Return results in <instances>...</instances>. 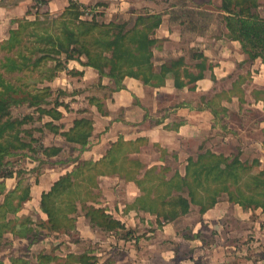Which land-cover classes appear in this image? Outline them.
I'll return each mask as SVG.
<instances>
[{
	"label": "trees",
	"instance_id": "16d2710c",
	"mask_svg": "<svg viewBox=\"0 0 264 264\" xmlns=\"http://www.w3.org/2000/svg\"><path fill=\"white\" fill-rule=\"evenodd\" d=\"M47 2L37 0L40 4ZM99 4L69 0L59 14L44 11L37 13L34 19L19 18L17 27L0 41V253L13 246L10 235L27 238L30 243L48 234L40 228L71 235L77 231L80 205L92 227L118 235L121 232L120 236L125 239L133 237L134 229H128L108 212L106 206L98 205L100 176L106 174L119 173L129 179L144 169L143 177L137 181L142 194L136 204L156 214L160 223L189 213L192 205L199 206V213L203 215L223 193L233 203L243 207H261L264 212V163L260 158L243 160L238 155L207 149L196 157L188 158L184 174L177 171L167 179L168 165L137 167L135 162L138 161L130 157V153L139 146L125 142L122 137L113 142L106 155L98 160L75 157L66 161L74 164L72 170L61 175L41 195L40 208L47 214V220L40 215L34 218L19 214L31 198V183L23 184L24 178L19 177L17 171L7 169L10 164L8 158L17 155L31 157L33 153L39 156L43 153L50 158L63 151L62 147L45 145L35 137L32 128L25 125L50 116L52 120L44 122L43 126L54 133H61L73 147L84 150L91 143L94 120L76 118L69 129L62 130L64 126L53 120H61L64 113L60 107L69 108V105L53 97L51 86H41L45 81H53L62 71L81 75L83 71L68 67L70 60L75 59L97 69L100 79L109 77L112 91L125 88L127 76L156 87L165 84L172 76L178 88L194 84L204 76L207 58L197 50L192 53V57L199 59L197 73L185 65L184 56L170 57L156 64L155 49L161 50L166 40L156 36V30L163 21L162 14L146 10L128 19L105 21L99 18L102 13L94 12ZM261 4V0H221L220 9L225 12L227 37L238 40L250 58L260 57L264 63V17L256 10ZM260 92L264 94V90ZM217 97L216 94L212 97L202 95L200 100L218 117L227 109L219 107ZM100 100L97 97L90 99L103 112ZM25 104L33 108L32 112L15 115L13 109ZM34 159L39 163L44 160ZM14 176L18 177L17 184L8 188L6 179ZM59 248L57 245L49 252H40L35 262L19 255H10V260L12 264L99 262V255L93 254L90 248L81 253L66 252L65 255L56 253ZM114 262V258H108L103 264ZM0 264H6L4 255H0Z\"/></svg>",
	"mask_w": 264,
	"mask_h": 264
},
{
	"label": "crops",
	"instance_id": "0c3cea01",
	"mask_svg": "<svg viewBox=\"0 0 264 264\" xmlns=\"http://www.w3.org/2000/svg\"><path fill=\"white\" fill-rule=\"evenodd\" d=\"M79 1L86 4L93 2V0ZM68 4L69 0H48L43 6L38 4L37 0H0V41L9 36L11 29L17 27L19 18L34 19L37 13L44 11L59 14ZM168 17L169 14H163V21L156 30L157 37L166 38L163 48L155 49L156 64L159 65L170 57L184 56L185 65L197 73L199 59L192 57V53L197 50L207 58L204 76L194 84H187L183 88L175 86L172 76H169L166 83L159 87L127 76L124 79L125 88L111 90L109 94L94 93L95 97L101 98L99 100L103 103V112L90 101L94 95L83 97L82 93L85 89L80 87L70 96L78 101L86 100L83 108L87 109L84 111L85 113L82 114V111L75 107V103H80L75 99L71 102L65 101L69 108H60L64 113V118L70 113L77 115L71 122L64 125L62 130L69 129L73 125L74 119L86 117L88 114H91V118L94 120L91 143L86 149L79 150L80 158L98 160L106 155L113 142L123 137L125 142H133L139 146V149L130 153V157L138 161L135 162L137 167L148 168L156 164L168 165L170 169L166 172L167 179H170L177 171L184 174L185 165L182 164V167L179 168L181 162L187 161L191 156L195 157L196 151H200L202 146L214 149L213 145L219 141L217 130L220 125L217 122V116L200 100L202 95L212 97L214 94L222 97L220 103L229 112L238 110V113L244 116L251 112L249 108H257L261 111L258 120L254 119L245 123L240 118L242 123H237L238 126L233 127L235 125L230 124L229 134L221 136L222 146L227 144L225 140H228L231 137L229 135H233V133L240 135L248 145L256 144L258 148L264 145V140L255 138L253 134V131L264 129V94L263 92L259 93L264 90L262 59L260 57L251 59L238 40L228 38L225 35L226 32L218 33L216 27L213 28L209 25L204 32H200L196 28L185 27V22L184 24L179 23L177 26ZM189 33L192 36L188 41L186 36ZM68 67L83 71V73L73 75L62 71L66 75L64 80L68 81L67 83L65 81V87L71 85L72 82L74 84L79 82L80 86H87L95 82L103 88L111 85L109 77L105 76L100 79L97 69L83 65L78 60H70ZM59 78L58 75L55 79ZM165 93L174 95L177 100L174 105L162 101L161 96ZM245 117L247 116L245 115ZM247 119L244 118V120ZM47 120L50 121L52 118L49 117ZM62 122L64 123L65 120ZM54 123L58 124L57 120H54ZM43 129L48 128L43 127ZM48 131L56 140L52 144L43 140L45 145L63 147L65 143H69L61 133H54L50 129ZM150 150L155 153L153 157H157L153 162H149L145 158L150 157V152H148ZM60 154L47 158L48 156L42 153L39 157L54 159ZM164 154L166 158L163 156ZM170 157L178 165H171ZM259 158L264 163L263 157ZM34 162L37 160L34 159ZM60 163L55 162L38 172L39 179L36 178L31 183V198L25 202L19 214H29L31 210H35L43 220H47V214L40 208L41 195L44 191H48L61 175L72 170L74 166L69 162ZM143 174L144 169L139 175H133L129 179L119 173L100 176L103 203L100 202L98 205L106 206L108 212L121 220L128 229H134L136 232V235L129 239L122 238L116 233L117 236L110 235L107 238L114 244V251L110 254L113 255L118 251L114 264H170L177 262L180 264L182 262L183 264H198L200 262L202 264H231L229 259L232 256H240L241 263L239 264H264V212L261 207H243L229 201L226 193H223L218 202L202 215L204 223L208 227L218 230V232L214 231V238L211 237L215 244L208 246L204 244L205 236L201 234L204 229H202L203 222L200 219L190 222L191 235H185L182 230L185 223L189 224L186 217L195 208L199 212V206L192 205L189 213L172 221H162V223L158 221L156 214L137 206L136 200L142 194L141 186L137 181L143 177ZM148 187L150 188V186ZM80 209H82L81 205L79 211ZM225 221L230 226H227L225 230L223 228L226 232L222 234L221 228ZM76 225L77 230L81 232V241H67L74 247L77 246L68 252L81 253L89 248V246L85 247L84 241L88 239L96 241L94 229L98 228L91 226L85 211L81 217L77 214ZM146 226L153 227L155 230L146 228L143 231L140 230L141 227ZM10 236L14 248L10 255L31 259L29 256L23 255V249L17 247L16 242H19L20 246L28 242L27 246H31L32 250L34 248L39 250L37 255L42 251L47 252L43 248H47L49 235H43L31 243L27 238ZM80 242L84 245L83 247L78 246ZM29 252L31 251L29 250ZM60 254L65 255L63 252ZM10 255H5L6 264H12ZM37 255L34 256L32 251L31 256H34L35 260ZM98 255V264H103L107 258L101 257L102 255L99 253Z\"/></svg>",
	"mask_w": 264,
	"mask_h": 264
},
{
	"label": "rangeland",
	"instance_id": "374dc122",
	"mask_svg": "<svg viewBox=\"0 0 264 264\" xmlns=\"http://www.w3.org/2000/svg\"><path fill=\"white\" fill-rule=\"evenodd\" d=\"M100 2V4L96 7V9L94 10V12L97 13H102V15H99V18L105 21H109L113 18H119V19H128L129 17H135L136 14L140 13V12H144L146 10H151L153 12H159L160 14H169L170 20H172V23L176 24L178 26L179 23L184 24L185 27H193L198 29L200 32H204V30H206V28H208L209 25H211V27L217 29L218 33L223 32L225 33L226 36H228V28L225 26L226 25V21H225V12H223L220 9V5H221V0H93V2L89 3L90 5L92 4H96ZM262 4L256 8L257 12L262 15L264 17V0H261ZM40 4V3H38ZM88 4V5H89ZM41 6L45 5V3H41ZM93 12V11H92ZM91 12V13H92ZM225 24V25H224ZM226 29H225V27ZM226 30V31H225ZM192 34L189 33L186 37V39H191ZM178 45V44H177ZM252 59V58H251ZM68 73V72H67ZM60 78L58 80H53V81H45L42 85H49L52 87L53 89V97H57L60 101H66L68 100L69 102H71L72 100L74 101L75 98H71L70 94L74 93L75 91H78V89H85V91L82 93L83 97L85 96L86 98L88 97V95H94V97L96 96V94L94 93H104V94H109L111 93V85H107L108 87L103 88L102 86L97 85L95 82L90 83L87 86H80V83L77 82L76 84H74L73 82L71 83V85H67L65 87V77L66 75L62 72L59 73ZM63 77V78H62ZM62 78V79H61ZM68 81H66L67 83ZM85 98V99H86ZM222 97H217L215 98L217 100V103L219 105V107H222L220 101H221ZM80 99V98H79ZM101 99V98H99ZM161 99L164 103H169V105H174V103H176V99L174 97V95H169V94H163L161 96ZM76 102H80V103H75V107H77L78 109H80L82 111V114H84L85 110H87L86 108L83 109L85 107L86 100L85 101H81L78 99L76 100ZM217 105V106H218ZM62 107V106H61ZM60 107V108H61ZM251 112L246 113L245 115L247 117H245V115L243 116V114H239L238 110H231L230 112L228 110L226 111H222L218 114L217 122L219 123L220 127L218 128V143L213 145L214 149L211 148H205V146H202L200 151H196V155L197 156L198 153L204 152L207 149H211L217 153H225V154H233V155H238L240 156L243 160H249L251 161L254 158H259V157H263L264 159V145L262 147H257L256 144H246L242 137L240 135H238L237 133H233V135H229V139L225 140V142H227L226 145L221 144V136H227V134H229L228 132V127L230 124L235 125L233 127L238 126L237 123H242V120L249 122L251 120L260 118L261 116V111L258 110L257 108H249ZM33 108L29 107L27 104L19 106L17 108L13 109V112L15 115L17 116H21L23 114L32 112ZM218 110H220V108H218ZM38 114L35 113V117H37ZM77 115H74L72 113L67 114L65 116V118L63 117L61 120H57L58 124H62L63 126L68 124L69 122L72 121V119L74 117H76ZM50 117V116H49ZM49 117H42V120H35L34 123L32 124H27L25 125V127L27 128H32V132L35 135V137H37L38 139H40L41 141H45L49 144L54 143V141L56 140L55 137L48 131V129L43 130L42 126L43 123L48 121L47 119ZM86 117L91 118V114L86 115ZM242 118V120L240 119ZM244 118H248L247 120H244ZM65 120V122L63 123L62 121ZM54 122V120H53ZM44 127V126H43ZM43 130V131H42ZM53 132V131H52ZM254 137L255 138H261L264 140V129L263 130H256L253 131ZM251 141V140H250ZM70 143V142H69ZM65 143L64 146L62 147L64 150L61 152V154L58 157H55L54 159H44L42 160L40 163L34 162V158L39 157L38 153H33L30 154L31 157L27 156V155H17L14 157H9V161L10 164L7 165V169H11L13 171H17L19 174V177H23L24 181L23 184H27V183H32L35 181V179L37 178V180L39 179L38 177V172H41L43 168L48 167L49 165L58 162L61 163L66 162L72 158L75 157H79L80 156V149H77L75 147L72 146V144L70 143ZM224 149V150H223ZM226 149V150H225ZM150 152V157H145L149 160V162H153L156 160L157 157H153L155 156V153H153V150L148 151ZM33 156V157H32ZM36 156V157H34ZM166 158V155H163ZM192 157V156H191ZM42 158V157H39ZM39 163V164H38ZM60 163V164H61ZM187 161L185 160L184 162H181V166L186 165ZM170 164L171 165H178V163H175L173 161V159L170 157ZM18 180V177L14 176V177H9L7 178L6 182H7V186L9 188H13V185L16 184ZM101 182V179H100ZM99 182V183H100ZM101 191V189H100ZM102 192L98 198L99 202H102ZM79 216H83L84 215V210L80 209L79 211ZM28 215H33L34 218H36L39 214L37 212H35V210H31V212ZM187 221H189L187 223L184 224L183 227V232L185 233V235H191L192 234V226L190 222H193L196 219H200L203 222V226H202V236H205L203 238L204 240V244L210 246L211 244H215L213 239L214 238V231H217L215 228H210L207 226V224L204 223V219L202 218L201 213L198 212V209H193L191 211V213L186 217ZM227 226H230L227 221L224 222L222 229V234H224L226 231H224L225 229H227ZM181 227V226H180ZM144 228L146 229H151V230H155V228L153 227H141L140 230L143 231ZM224 228V230H223ZM40 230L44 233H48L47 235L50 236V238H48V242H47V248H43L46 249L47 252H49L54 246H59L60 248L56 250V253H66L68 252L71 248H73L74 246L69 244L67 241H76L79 242L81 241V232L79 230L74 231L71 233V235H66L63 233H56V232H50L47 229L42 230L40 228ZM208 231V232H207ZM124 233V232H123ZM121 234V232H120ZM119 234V235H120ZM110 235H116L115 233H108V232H103L102 230L99 229H94V236L96 237V241L93 240H87L84 241L85 242V247L89 246L90 249H92L94 252L93 254H101V257H105V258H116V256H118V251H116L115 253H113V255H111L110 253H112V251H114V244L109 241L107 238ZM134 235H136V232L134 233ZM133 235V236H134ZM117 236V235H116ZM212 237V238H211ZM41 238V237H40ZM17 243V247L23 249V255L29 256L34 262L35 257L38 253L39 250H36L37 248H34V250L31 249V246H27L26 242L23 245H19V242ZM52 243V244H51ZM79 247H83L84 245L81 244V242L78 245ZM77 247V246H76ZM74 247V248H76ZM24 248H26L27 250H25ZM29 250L31 252H29ZM14 251L13 246H9L6 247V249L0 253V255H10L11 252ZM33 251V257L31 256ZM120 252V251H119ZM19 254V252H18ZM158 262V261H157ZM229 262L231 264H239L241 263L240 260V256H232V258L229 259ZM170 264H180V263H170ZM183 264V262H182ZM198 264H202V262L198 263Z\"/></svg>",
	"mask_w": 264,
	"mask_h": 264
}]
</instances>
